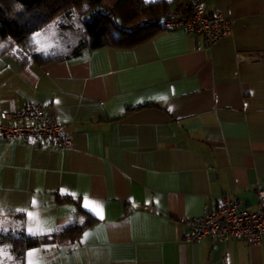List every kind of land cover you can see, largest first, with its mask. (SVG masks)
Wrapping results in <instances>:
<instances>
[{
    "label": "crops",
    "instance_id": "1",
    "mask_svg": "<svg viewBox=\"0 0 264 264\" xmlns=\"http://www.w3.org/2000/svg\"><path fill=\"white\" fill-rule=\"evenodd\" d=\"M202 3L230 22L209 47L179 27L70 58L0 38V121L40 103L72 142L0 136V228L84 225L12 264H264V234L186 238L224 194L252 211L264 186V0Z\"/></svg>",
    "mask_w": 264,
    "mask_h": 264
},
{
    "label": "trees",
    "instance_id": "2",
    "mask_svg": "<svg viewBox=\"0 0 264 264\" xmlns=\"http://www.w3.org/2000/svg\"><path fill=\"white\" fill-rule=\"evenodd\" d=\"M202 1L115 0L114 5L108 7L103 0H0V38H11L9 47H12L40 30L57 15L78 9L81 13L88 12L89 18L82 20V36L67 49L64 57H77L84 49L103 46L133 47L167 29L159 21L169 11L178 7L181 12L188 13L194 4ZM16 50L25 56L30 54L18 47ZM83 226L74 224L60 231L37 236L7 232L0 234V238L9 243L12 255L21 259L25 250L41 243L75 239Z\"/></svg>",
    "mask_w": 264,
    "mask_h": 264
},
{
    "label": "built area",
    "instance_id": "3",
    "mask_svg": "<svg viewBox=\"0 0 264 264\" xmlns=\"http://www.w3.org/2000/svg\"><path fill=\"white\" fill-rule=\"evenodd\" d=\"M159 24L167 29L179 27L187 34L200 35L207 47L225 36L230 27L229 20L220 12H205L202 2L194 4L188 13L174 8ZM7 118L10 122L0 121V136L3 138L31 139L38 144L48 140L63 147L72 145L71 139L63 135L61 124L51 113L44 112L40 103L28 101L22 109L9 113ZM256 196L259 206L250 211L236 198L224 194L214 209L205 208L202 214L186 221L187 240L197 241L210 236L218 242L244 239L248 244H259L264 234V186L256 187Z\"/></svg>",
    "mask_w": 264,
    "mask_h": 264
},
{
    "label": "rangeland",
    "instance_id": "4",
    "mask_svg": "<svg viewBox=\"0 0 264 264\" xmlns=\"http://www.w3.org/2000/svg\"><path fill=\"white\" fill-rule=\"evenodd\" d=\"M103 3L108 7H112L115 0H103ZM88 18V12L81 13L78 12V9L69 10L68 12L57 15L40 30L23 38L20 43L16 45L22 50H25L24 48L27 47L30 49L35 47V50H38V48L42 47L46 50L44 52L48 50L50 53H53L52 50H67L74 45V40L82 36L81 22ZM4 43L5 42L0 39V47ZM6 233L7 232H0V234ZM0 248L3 251L0 252V264H12L13 255L10 252L9 243L0 238Z\"/></svg>",
    "mask_w": 264,
    "mask_h": 264
},
{
    "label": "snow or ice",
    "instance_id": "5",
    "mask_svg": "<svg viewBox=\"0 0 264 264\" xmlns=\"http://www.w3.org/2000/svg\"><path fill=\"white\" fill-rule=\"evenodd\" d=\"M86 199V198H85ZM85 207H91V205H89L88 203H86L85 204ZM97 214L99 215L100 213L99 212H97ZM29 215H31L30 213H29ZM102 218V217H101ZM4 229L3 228H0V231H3ZM30 231V234H32V235H36V234H38V233H36V232H33L31 229L29 230ZM88 234L87 233H85V236H87ZM0 251H2V250H0ZM29 255L31 256L32 255V253H29Z\"/></svg>",
    "mask_w": 264,
    "mask_h": 264
}]
</instances>
